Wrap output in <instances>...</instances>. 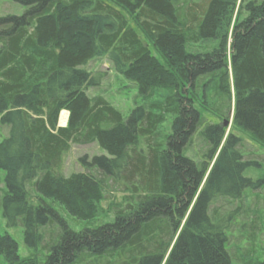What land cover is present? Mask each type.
<instances>
[{
  "label": "trees",
  "instance_id": "16d2710c",
  "mask_svg": "<svg viewBox=\"0 0 264 264\" xmlns=\"http://www.w3.org/2000/svg\"><path fill=\"white\" fill-rule=\"evenodd\" d=\"M16 1L21 14L0 15L1 206L33 252L0 231V264H235L228 232L254 240L264 216L239 223L214 201L258 188L235 131L264 146V0ZM102 56L142 97L127 116L88 94L105 75L85 66ZM93 142L105 153L83 157L88 170H60L72 144ZM108 181L124 203L74 228L62 209L97 220Z\"/></svg>",
  "mask_w": 264,
  "mask_h": 264
},
{
  "label": "rangeland",
  "instance_id": "374dc122",
  "mask_svg": "<svg viewBox=\"0 0 264 264\" xmlns=\"http://www.w3.org/2000/svg\"><path fill=\"white\" fill-rule=\"evenodd\" d=\"M187 2L196 6L197 3H200V0H187ZM241 2H243V0H241ZM24 10V6L16 0H0L1 16L21 14ZM246 15L247 12L244 5L237 6L232 24L234 25L238 19H242L246 17ZM130 23L136 27L138 31H140L131 20ZM140 35L143 37L141 33ZM85 68L92 74L101 71L105 75L104 79L98 86L90 87L88 89V94L90 96H104L113 106L120 110L124 116L129 115L131 110L141 103L142 97H139L138 95L136 84L118 73L109 57L102 56L95 58L91 60ZM61 114L59 124L65 126L67 123L65 125L61 123ZM211 115L212 114H209V119L216 120L214 116L212 117ZM170 125L171 121L165 122L163 129L169 130ZM8 131V127L0 124V141L8 135ZM227 131H232L231 123L227 126ZM235 133L242 138V150L245 158L256 161L254 166L246 170V175H248L255 183H258V188L255 190L251 188L246 189L241 199H230L228 200L229 202L218 199L215 200L214 203L227 206L229 211L232 213L236 211L235 213L238 214L237 218L239 223L243 221L249 222L255 216H257L258 221L264 216V146L252 140L248 134H244L239 131H235ZM199 148V144L195 141L190 147L188 152L189 155H196ZM103 153L105 152L96 142L88 144H72L70 149L64 155L60 170L67 175L72 172L86 171L88 168L84 165L81 159L85 157L86 160L90 161L95 155ZM4 179L5 171L0 170V231L11 234L18 242L20 255L27 256L33 252V250H30L24 241L23 229L21 227H9L3 216L1 199L3 194L6 192ZM107 183L108 185H106L105 197L104 200L101 201V206L104 212L97 220H93L91 222H81L80 220L76 221L70 216L67 217V212L62 209L61 212H63L66 219L74 228L80 229L87 225H98L99 223L113 218V211L111 208L112 205L124 203L126 194L120 192L118 187L110 185V181ZM33 198H36L35 194H33ZM34 201H36V199ZM59 209L61 210L60 207ZM246 217H248V219H246ZM259 222V230L256 232L254 240L249 239L248 237L250 236H248V233L244 231V228H239V225L234 226V230L228 232L229 247H231L237 260L235 264H256L264 260V224L263 222ZM41 252L43 251H37L39 255H41Z\"/></svg>",
  "mask_w": 264,
  "mask_h": 264
},
{
  "label": "bare ground",
  "instance_id": "6f19581e",
  "mask_svg": "<svg viewBox=\"0 0 264 264\" xmlns=\"http://www.w3.org/2000/svg\"><path fill=\"white\" fill-rule=\"evenodd\" d=\"M68 115H69V111H63L61 114V123H63L64 125L67 123L68 120Z\"/></svg>",
  "mask_w": 264,
  "mask_h": 264
},
{
  "label": "water",
  "instance_id": "95a60500",
  "mask_svg": "<svg viewBox=\"0 0 264 264\" xmlns=\"http://www.w3.org/2000/svg\"><path fill=\"white\" fill-rule=\"evenodd\" d=\"M227 124H228V121L225 122V125H227Z\"/></svg>",
  "mask_w": 264,
  "mask_h": 264
}]
</instances>
